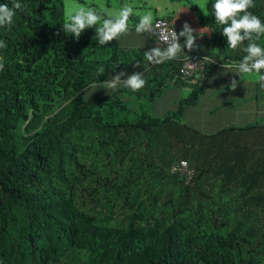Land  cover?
Wrapping results in <instances>:
<instances>
[{
    "label": "trees",
    "instance_id": "trees-1",
    "mask_svg": "<svg viewBox=\"0 0 264 264\" xmlns=\"http://www.w3.org/2000/svg\"><path fill=\"white\" fill-rule=\"evenodd\" d=\"M213 2L195 15L210 29L206 45L154 64L151 90L126 98V87L90 85L124 68L144 78L146 64L132 62L138 51L120 38L99 45L95 26L79 40L65 34V0H20L24 11L0 28V264H264L263 127L203 132L182 118L211 69L246 54L248 41L228 47ZM254 4L264 21V0ZM158 18L180 32L172 14ZM138 22L130 17L128 33ZM255 42L264 47V35ZM192 54L204 56L203 76L184 78ZM177 82L191 91L176 109L151 114ZM177 159L195 169L188 183L168 171Z\"/></svg>",
    "mask_w": 264,
    "mask_h": 264
},
{
    "label": "clouds",
    "instance_id": "clouds-1",
    "mask_svg": "<svg viewBox=\"0 0 264 264\" xmlns=\"http://www.w3.org/2000/svg\"><path fill=\"white\" fill-rule=\"evenodd\" d=\"M196 5L201 11L207 15L208 0H195ZM255 7L254 0H214L211 4L212 14L215 22L222 25V34L227 39V45L231 49H236L245 41H248L243 47L246 53L242 60L235 68H227L226 70L240 74L241 79L244 74L255 72L258 81L264 82V47L258 45L255 41L264 35V21L249 11ZM17 11H24V6L20 0H11V6L8 3H0V28L7 27L9 30L13 24V19ZM132 15L139 17V22L133 27L137 34H143L153 31V14L149 12L135 11L131 4L124 3L117 10L107 8L103 0H95V6L75 4L67 12L64 23L62 24L65 34H71L79 40L82 32L87 28L95 26V37L99 45H105L113 39L119 38L128 33L130 25L129 20ZM159 27V24L156 25ZM208 31L207 28H201L197 33L200 36ZM194 29L185 22L182 30L177 33L175 30L171 32H162L161 41L167 46L165 48L152 47L143 53V59L150 64H161L165 61L177 59L186 46L188 50H193L198 46L195 44ZM184 37L183 44L180 38ZM6 47L3 40H0V49ZM114 66H118L115 64ZM3 58L0 57V71L4 70ZM101 74L104 69L98 70ZM119 71L111 79L99 84L90 85L97 89L103 87L108 92L115 91L119 87H126L132 91H139L146 84V80L140 71L131 75ZM237 81L233 79L230 87L235 89ZM170 172V169L168 168ZM171 173V172H170ZM174 174V173H171ZM180 175V174H179Z\"/></svg>",
    "mask_w": 264,
    "mask_h": 264
},
{
    "label": "crops",
    "instance_id": "crops-1",
    "mask_svg": "<svg viewBox=\"0 0 264 264\" xmlns=\"http://www.w3.org/2000/svg\"><path fill=\"white\" fill-rule=\"evenodd\" d=\"M130 1V0H129ZM129 1L126 0L128 3ZM135 4L134 10L139 12L153 11V17L166 13L172 14L173 22L181 31L183 24L187 22L196 37L195 44L200 49L205 46L208 36H200L197 33L201 28H207L205 35H210V29L207 26H201L196 19V14L190 5L178 0H136L130 1ZM119 7L117 6L116 9ZM146 8V9H145ZM109 9H112L109 7ZM150 36L130 32L120 37L119 44L123 49L136 50L138 55L133 59L135 67L146 64L145 70L146 84L139 91L148 92L152 84L150 79L157 74L159 69H153L154 64H150L143 59V53L152 47H159L155 42H150ZM185 38L182 39L183 44ZM185 46L181 54H186ZM194 50V49H193ZM227 68H235V65H226ZM131 75V70L124 68L120 70ZM121 77V79H125ZM235 79L237 86L235 89L230 87L231 81ZM202 92L195 101L186 106L182 117L191 126L203 132H211L221 129L227 125H246L257 123L264 129V82L258 81L255 72L244 74L241 79L240 74L226 70L224 66H216L211 69L208 78L204 81ZM119 87L118 89H120ZM192 89L190 84L177 82L171 83L165 88L163 94L157 97L151 107V114L163 115L168 110H173L182 99L184 93H189ZM126 98H135L138 95L136 91L129 88L125 90ZM196 111V112H195ZM197 125H194V123ZM200 125V127H199Z\"/></svg>",
    "mask_w": 264,
    "mask_h": 264
},
{
    "label": "built area",
    "instance_id": "built-area-1",
    "mask_svg": "<svg viewBox=\"0 0 264 264\" xmlns=\"http://www.w3.org/2000/svg\"><path fill=\"white\" fill-rule=\"evenodd\" d=\"M159 24V27H156V25ZM177 30L172 27L167 21L158 18L155 20L153 24V31L150 32L151 34L155 35L157 39V43L163 47H166L167 45L161 41V33L162 32H171V31ZM178 33V32H177ZM205 69V58L203 55H190L184 58L183 65L181 67V74L184 78H191L192 76L201 77L202 73L200 71H203ZM203 76V75H202ZM170 172L174 174H180L181 176H186L185 182L188 183L190 181V178L194 174V167L190 166L189 162L185 159H177L171 163Z\"/></svg>",
    "mask_w": 264,
    "mask_h": 264
},
{
    "label": "rangeland",
    "instance_id": "rangeland-1",
    "mask_svg": "<svg viewBox=\"0 0 264 264\" xmlns=\"http://www.w3.org/2000/svg\"><path fill=\"white\" fill-rule=\"evenodd\" d=\"M188 1V5H191V6H195V9L193 10L194 12H195V14H196V11H200L201 9L199 8V6L198 5H196V4H194L195 3V0H187ZM124 3H126V1L124 2ZM123 3V4H124ZM75 4H79V5H86V4H83V3H80V2H77V1H72V0H65V7H66V12H68L70 9H71V7L73 6V5H75ZM122 4V5H123ZM116 5L115 6H112L111 8H112V10H117L116 9ZM120 7V6H119ZM109 8V7H108ZM119 9V8H118ZM146 9V8H145ZM152 14H153V11H150ZM200 17V16H199ZM200 19V18H199ZM200 23V22H199ZM201 25V24H200ZM202 26H203V24H202ZM203 36H209L208 34L207 35H205V34H203ZM188 93H184L183 94V97H185L186 95H187ZM182 97V98H183ZM178 107V105L176 106V108ZM175 108V109H176ZM196 112V111H195ZM183 118V120L184 121H187L186 120V118L185 117H182ZM194 123V122H193ZM194 125H197V123L195 124L194 123ZM199 127H200V125H199Z\"/></svg>",
    "mask_w": 264,
    "mask_h": 264
}]
</instances>
